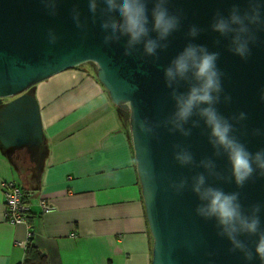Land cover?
<instances>
[{
	"label": "water",
	"instance_id": "water-1",
	"mask_svg": "<svg viewBox=\"0 0 264 264\" xmlns=\"http://www.w3.org/2000/svg\"><path fill=\"white\" fill-rule=\"evenodd\" d=\"M233 5L244 9L247 0H170V11L182 10L184 18L180 31L169 38L168 49L158 53L159 60L154 64L150 57L143 60L124 57V41L104 45L99 16L93 24L87 0H60L56 17L47 14L40 0H0V145L8 153L43 146L41 107L32 88L66 70L90 64L113 103L129 112L131 142L153 237L152 264H248L240 253H229L230 244L216 236L214 221L205 222L195 216L198 200L190 191L177 196L169 189L170 180L203 171L179 167L172 157L173 144L189 145L197 161L212 156L207 136L201 135L203 124L194 129L187 140L179 134L169 135L163 129L158 130L156 138L144 136L136 127L137 119L156 121L173 110L162 69L189 42L186 39L188 27L195 24L207 29L217 10L227 15ZM73 7L80 9L82 20L87 18L86 34L81 33L71 19ZM151 7L149 3V12ZM49 28L60 37L55 45L47 41ZM257 35L259 43L252 46L247 61L229 53L227 41L221 40L216 46L214 41L219 38L218 34L210 31L192 41L220 52L218 67L225 74L224 90L232 101L218 108L226 117L241 111L247 113L248 119L243 122L247 135L241 139L252 152L264 148V136L251 135L253 129L264 130V103L259 99L264 89V31ZM129 104L134 106V113ZM237 128L239 136L240 126ZM216 163L218 170L227 169L226 158ZM150 174L155 175L154 181L149 180ZM209 183L227 192L240 191L245 208L254 203L264 205V179L254 178L239 190L234 183L212 180ZM261 222L264 225V207ZM250 264L260 262L254 259Z\"/></svg>",
	"mask_w": 264,
	"mask_h": 264
},
{
	"label": "crops",
	"instance_id": "crops-1",
	"mask_svg": "<svg viewBox=\"0 0 264 264\" xmlns=\"http://www.w3.org/2000/svg\"><path fill=\"white\" fill-rule=\"evenodd\" d=\"M32 93L45 144L15 154L0 145V264L21 263L30 238L50 264H152L129 112L113 103L90 64ZM6 182L24 190L28 223L5 219Z\"/></svg>",
	"mask_w": 264,
	"mask_h": 264
},
{
	"label": "clouds",
	"instance_id": "clouds-1",
	"mask_svg": "<svg viewBox=\"0 0 264 264\" xmlns=\"http://www.w3.org/2000/svg\"><path fill=\"white\" fill-rule=\"evenodd\" d=\"M40 3L49 16L58 15L60 0H40ZM149 3H152L150 12ZM87 4L93 24L99 16L104 45L124 41V57L141 60L150 57L154 64L159 60L158 53L168 49L169 38L180 31L184 18L182 10L170 11V0H87ZM262 10L264 3L261 0H247L246 8L233 5L227 15L217 10L207 29L190 25L186 32L189 42L162 69L173 110L156 121L136 120L137 130L144 136L156 138L158 130L163 129L169 135L179 134L184 140L203 124L201 135L207 136L212 156L197 161L189 145L173 144L172 157L179 167L203 171L170 180L169 189L177 196L190 191L198 200L195 216L205 222L214 221L216 236L230 244L229 253H240L248 264L254 259L264 264V225L261 222L264 205L254 203L245 208L240 191L227 192L209 181L234 183L239 190L254 178L264 179V148L252 152L242 142L241 137L247 135L243 124L248 119L246 112L226 117L219 111V105H228L232 101L231 95L224 90L225 74L218 67L220 52L210 51L206 45L192 41L210 31L218 34L219 38L214 41L216 46L221 40L227 41V51L247 61L252 46L259 43L257 33L264 31ZM71 19L81 33H87V18L81 19L78 7L72 8ZM59 39L56 31L49 28L48 43L55 45ZM181 88L186 90L181 91ZM259 99L264 103V89H261ZM130 110L134 113V106L130 105ZM237 125L240 126L239 136ZM251 135L264 136V130L253 129ZM220 158H226V170H218L216 160ZM155 179V175H149L150 181Z\"/></svg>",
	"mask_w": 264,
	"mask_h": 264
},
{
	"label": "built area",
	"instance_id": "built-area-1",
	"mask_svg": "<svg viewBox=\"0 0 264 264\" xmlns=\"http://www.w3.org/2000/svg\"><path fill=\"white\" fill-rule=\"evenodd\" d=\"M2 188L5 195V219L13 224L28 223L31 208L24 203L22 188L11 182L3 183ZM41 206L45 211L51 209L45 201H42Z\"/></svg>",
	"mask_w": 264,
	"mask_h": 264
},
{
	"label": "trees",
	"instance_id": "trees-1",
	"mask_svg": "<svg viewBox=\"0 0 264 264\" xmlns=\"http://www.w3.org/2000/svg\"><path fill=\"white\" fill-rule=\"evenodd\" d=\"M23 190V189H22ZM24 192V190H23ZM24 192V203H27V196ZM31 211L29 212V214ZM30 217V216H29ZM30 238L25 247V257L23 261L19 264H50L48 256L45 252L36 247Z\"/></svg>",
	"mask_w": 264,
	"mask_h": 264
},
{
	"label": "flooded vegetation",
	"instance_id": "flooded-vegetation-1",
	"mask_svg": "<svg viewBox=\"0 0 264 264\" xmlns=\"http://www.w3.org/2000/svg\"><path fill=\"white\" fill-rule=\"evenodd\" d=\"M35 149H33L32 151H34ZM16 153V151H14V152H12V154H15Z\"/></svg>",
	"mask_w": 264,
	"mask_h": 264
},
{
	"label": "rangeland",
	"instance_id": "rangeland-1",
	"mask_svg": "<svg viewBox=\"0 0 264 264\" xmlns=\"http://www.w3.org/2000/svg\"><path fill=\"white\" fill-rule=\"evenodd\" d=\"M87 65H89V64H87Z\"/></svg>",
	"mask_w": 264,
	"mask_h": 264
}]
</instances>
